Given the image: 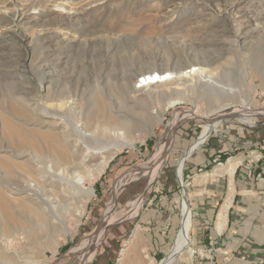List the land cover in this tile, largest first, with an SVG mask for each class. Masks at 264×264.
Returning a JSON list of instances; mask_svg holds the SVG:
<instances>
[{"label": "rangeland", "instance_id": "1", "mask_svg": "<svg viewBox=\"0 0 264 264\" xmlns=\"http://www.w3.org/2000/svg\"><path fill=\"white\" fill-rule=\"evenodd\" d=\"M195 69L206 75L194 80ZM149 81L150 91L141 90ZM66 99L82 111L80 123L96 118L97 135L110 117L131 119L134 144L102 153L110 142L92 144L94 153L83 147L89 167L82 175L93 194L66 214L69 233L57 243L28 239L37 221L11 204V218L0 214V264H160L181 229L184 202L190 244L174 264H233L223 239L240 182L264 177V159L257 162L264 142L238 155L232 175L219 171L223 189L212 213L199 208L207 194L177 168L191 148L228 128L255 130L264 140V0H0V187L11 199L27 196L12 188L28 185L15 166L45 153L60 131L41 108L74 114ZM224 107L227 115L239 111L196 146L201 116ZM108 154L99 174H86ZM176 172L183 196L180 186L171 196L172 184L161 178ZM52 182H37L51 201L61 190ZM134 244L135 256L122 260Z\"/></svg>", "mask_w": 264, "mask_h": 264}, {"label": "bare ground", "instance_id": "2", "mask_svg": "<svg viewBox=\"0 0 264 264\" xmlns=\"http://www.w3.org/2000/svg\"><path fill=\"white\" fill-rule=\"evenodd\" d=\"M190 74L195 80L197 77L203 78L206 75V70L195 69L190 71ZM152 83V81L147 82L146 85L139 83V86L142 87L141 90L149 92ZM164 87H169V85H165ZM42 88L43 86H40V90H42ZM68 99L65 100L68 110L71 111L73 109L75 111L74 114H71L69 111L59 113L41 108L44 111V117L49 120V127L53 128V130L59 129L60 131L58 133H53L55 136L49 138L45 153L40 154L34 151L32 152L31 157L28 158L27 162L15 166L21 171V173L18 174L27 180L28 185H26L25 188H12L15 191L25 193L27 196H23L20 200H13L10 198L11 196L9 197L7 195L9 194L7 189L5 187H0V214L3 220L6 217L11 218L12 212L10 206L13 204L19 211L27 213V215L29 214L37 221L36 228L33 231L27 232V238L30 240L41 241L43 239H49L53 243H57L58 235L63 232L69 233V226L65 221L66 214L78 213V210L82 208V204L84 205L85 199L92 196L93 189L85 188L86 180L82 175L84 169L87 170L89 167L87 164V154L80 159V154L83 151L84 146H86V151L94 153V149L96 148L95 146H92V144L102 141L110 142L107 146L103 147V149L100 148L101 151L99 152L102 153L107 149L119 150L125 146H133L134 144V142L130 140L128 134L134 126L131 119L124 120L121 116L110 117L103 121V123H100L101 128L98 129L100 132L99 135H97L96 132L92 131V128L96 127V118H87L85 119L86 122L80 123L82 111L79 110V112L76 113V105ZM175 103L176 101L170 102V104H167V107ZM228 109V107H224L223 109L218 110L215 114L210 113L201 116L205 121V125L195 144L196 146L205 139L207 134L213 132L220 124L231 119L232 116L239 111L237 109L233 111L231 115H227L226 113L228 112ZM53 125H55V127ZM47 136L49 137V135ZM102 159L103 160L95 168H89L86 174L94 178L103 170L107 162L110 160V155H103ZM229 172L231 174L233 173V166L229 167ZM49 177L53 180L52 183H59L61 187L59 194L55 195L54 198L52 197L54 202L43 194L44 189L43 187H40V185L43 182H46ZM38 181L40 185L37 183ZM184 192L185 190L183 188L182 193ZM35 196H38L41 199V202L36 201L34 199ZM182 208V226L175 240L174 247L171 249L168 257L160 264H174L178 256H180L190 244L189 232L192 228V220L185 202ZM129 248L124 250V256L127 252H130L127 254L126 258L123 257L122 260H129L131 254L135 256V244L132 245L131 249Z\"/></svg>", "mask_w": 264, "mask_h": 264}, {"label": "crops", "instance_id": "3", "mask_svg": "<svg viewBox=\"0 0 264 264\" xmlns=\"http://www.w3.org/2000/svg\"><path fill=\"white\" fill-rule=\"evenodd\" d=\"M262 137H259V139ZM262 142L264 140H258L255 130L228 128L218 135L212 136L203 147L199 146L192 151L191 148L188 151L187 156L180 161L177 170H183L186 178L192 181L190 184L195 192L199 191L207 194L202 197L201 204L204 205L199 208L205 209L207 213L217 210L223 189V179L219 171L224 170L231 174L229 167L233 166L234 173L239 163L238 155L245 153L248 149L257 147ZM194 152L196 153L193 156ZM225 159H227L226 166L215 167V161ZM204 170L205 173L199 174ZM258 171L264 175V162L261 163ZM175 175V178L172 175L161 177L165 181L169 179L167 183L172 184L173 194L171 196L178 193L179 186L183 189L178 173L176 172ZM184 190L186 193L185 183ZM223 241L224 254L228 259H234L233 264H261L263 262L264 177L256 183L240 182L238 200L231 216V227ZM225 256H222V258L226 260ZM242 258L248 259V261H243Z\"/></svg>", "mask_w": 264, "mask_h": 264}, {"label": "built area", "instance_id": "4", "mask_svg": "<svg viewBox=\"0 0 264 264\" xmlns=\"http://www.w3.org/2000/svg\"><path fill=\"white\" fill-rule=\"evenodd\" d=\"M262 149H264V147H262ZM254 154H256L255 151L251 152V153L249 154V157L254 156ZM263 159H264V155H263V153L261 152V153L258 154V156H257V162H261Z\"/></svg>", "mask_w": 264, "mask_h": 264}]
</instances>
